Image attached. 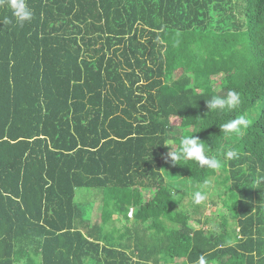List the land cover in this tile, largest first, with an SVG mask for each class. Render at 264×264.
<instances>
[{"label":"trees","instance_id":"trees-1","mask_svg":"<svg viewBox=\"0 0 264 264\" xmlns=\"http://www.w3.org/2000/svg\"><path fill=\"white\" fill-rule=\"evenodd\" d=\"M27 3L0 6V264H264V0ZM195 131L219 169L167 158Z\"/></svg>","mask_w":264,"mask_h":264},{"label":"clouds","instance_id":"clouds-1","mask_svg":"<svg viewBox=\"0 0 264 264\" xmlns=\"http://www.w3.org/2000/svg\"><path fill=\"white\" fill-rule=\"evenodd\" d=\"M0 6H6L11 12V17L16 24L23 27L26 23L33 19V11L27 0H0ZM4 24L9 23L7 19H2ZM242 96L239 92L230 89L225 96L212 95L210 99L207 98V107L210 109L209 113L234 111L242 104ZM207 113V115L209 114ZM224 136L239 135L244 129L250 125V120L245 115L237 116L224 123L218 124ZM200 131V130H199ZM195 132L182 133L179 141V148L177 150L172 140H168L162 144L171 146L167 153V158L172 164H180L181 160L194 161L201 167H207L212 170H217L221 167V161L206 154L205 144L201 139L194 135ZM238 156L236 149L227 150L225 157L233 159ZM204 181V184H208ZM173 195L175 193H172ZM206 200V192L203 190L195 191L192 194L191 202L194 205H200ZM197 264H205L204 257L201 256Z\"/></svg>","mask_w":264,"mask_h":264},{"label":"rangeland","instance_id":"rangeland-1","mask_svg":"<svg viewBox=\"0 0 264 264\" xmlns=\"http://www.w3.org/2000/svg\"><path fill=\"white\" fill-rule=\"evenodd\" d=\"M211 190H212V188L208 191V192H206V200L203 202V203H201L200 205H202V206H204V209H203V213L205 214V215H209L213 210H214V212H219L220 211V207H217V208H214L213 206H211L210 204V195H211ZM191 198V197H190ZM135 213H134V211L132 210L131 211V213H130V215H134ZM133 218V217H132ZM161 219L162 218H159L158 220H160L161 221ZM93 220L96 222V221H98V220H101V215H100V212H98L97 210H95V212H94V217H93ZM119 227L121 226V225H118ZM111 231H113V230H111ZM114 233H116L115 231H113ZM181 260H183L184 261V259H181Z\"/></svg>","mask_w":264,"mask_h":264}]
</instances>
